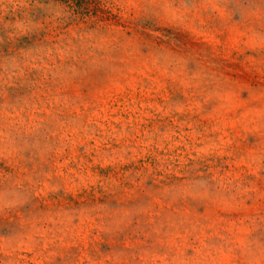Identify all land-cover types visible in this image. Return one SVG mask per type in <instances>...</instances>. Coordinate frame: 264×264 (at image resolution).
<instances>
[{
	"label": "rangeland",
	"instance_id": "374dc122",
	"mask_svg": "<svg viewBox=\"0 0 264 264\" xmlns=\"http://www.w3.org/2000/svg\"><path fill=\"white\" fill-rule=\"evenodd\" d=\"M0 264H264V0H0Z\"/></svg>",
	"mask_w": 264,
	"mask_h": 264
}]
</instances>
